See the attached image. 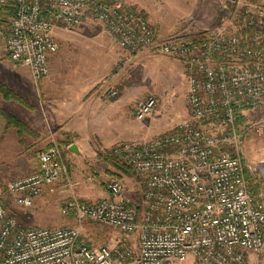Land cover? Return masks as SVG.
Listing matches in <instances>:
<instances>
[{"label":"built area","instance_id":"obj_1","mask_svg":"<svg viewBox=\"0 0 264 264\" xmlns=\"http://www.w3.org/2000/svg\"><path fill=\"white\" fill-rule=\"evenodd\" d=\"M10 23L5 51L39 83L59 50L54 31L84 22L100 25L121 49L181 61L188 77L187 117L143 141H120L107 154L132 167L141 191L132 200L123 180L106 184L94 201L72 197L61 213L74 226H26L0 202V264H249L264 250V162H245V126L238 115L264 107V2L220 0L219 22L196 36H156L154 27L125 0H0ZM115 98L117 89L105 91ZM158 106L155 95L135 106L143 122ZM72 187L62 148L53 142L37 166L10 179L6 192L22 207L55 187ZM254 186L255 190L250 187ZM90 220L116 229L114 244L81 238ZM136 236L137 246L130 245Z\"/></svg>","mask_w":264,"mask_h":264},{"label":"rangeland","instance_id":"obj_2","mask_svg":"<svg viewBox=\"0 0 264 264\" xmlns=\"http://www.w3.org/2000/svg\"><path fill=\"white\" fill-rule=\"evenodd\" d=\"M125 1L148 19L155 29L156 36L161 40L173 34L196 36L215 26L225 13L220 11V0ZM4 20L5 22L0 24V83L10 90L11 97L5 98L1 92L0 95L4 100L14 102V105L18 104L16 107L28 109L37 106L45 109L42 92L44 85L41 81L50 77L48 85L53 86L55 92L69 93L74 90L84 92L97 89L105 94L112 86L118 91L117 98L123 94L132 101L133 109L148 96L155 95L158 106L174 105L177 108L176 112L168 113L169 118L179 119L177 115L179 109H185L187 113V92L185 89L182 92V84L188 79L189 74L186 73L185 67L184 70L179 68L181 61L151 52L149 55L148 53L140 55L124 51L110 39L100 25L87 21L77 27H58L54 31L59 50L53 57H56L58 62L53 71L50 69V74L46 78L36 83L32 77L30 78L24 66L12 62L7 55L5 37L10 17H5ZM182 64L180 63L181 66ZM181 73L184 74L185 80ZM69 102L67 104L71 106L72 103ZM46 114V111L45 113L40 111L39 120L34 114H31L34 117L32 119L28 112H24V117L27 121L32 120L45 127L48 124ZM245 117L246 129L241 151L245 162L254 166L264 162V107L248 111ZM77 121L79 120L73 116L68 117L65 123L69 130L65 126L66 131L61 134H58L60 132L57 127L49 128L48 135H52L53 138L49 137V140L44 141H40L39 135L26 125V129H23L27 131L23 134L25 139L23 144L17 143L12 136V133L17 131L15 127L5 128L4 140L0 141V202L21 224L43 227L74 226L76 221L61 213L63 203L72 197L83 201H94L104 197L107 195L105 185L111 179L123 180L135 198L139 197L141 187L138 183L134 184L138 182L135 173L128 174L124 165L116 163L107 154L108 149L101 150L102 143L96 134H93L94 126L83 127L78 125ZM53 142L61 145L72 187L64 189V186H57L53 192L46 191L31 207L17 205L6 192L7 182L12 178L32 173L37 166L38 152ZM72 143L84 149L82 157L71 154L68 147ZM81 238L91 246H100L114 244L121 235L112 227L85 220L82 223ZM175 264L199 263L189 258ZM249 264H264V250L260 253H251Z\"/></svg>","mask_w":264,"mask_h":264},{"label":"crops","instance_id":"obj_3","mask_svg":"<svg viewBox=\"0 0 264 264\" xmlns=\"http://www.w3.org/2000/svg\"><path fill=\"white\" fill-rule=\"evenodd\" d=\"M123 50L128 51L125 49ZM138 54L147 55V53ZM57 62L58 61L56 57H52L50 59L51 71H53L52 69L57 64ZM180 63L182 62H179V68L184 70V65L182 64V67ZM24 68L29 73V70L26 67ZM182 73L181 75L183 77V80H185L186 78ZM29 76L31 78L30 73ZM49 78L50 77L46 78L48 81L46 79H44L46 81H41V84L44 85L42 87V92L44 93L43 102L45 109L38 108L37 106L28 109L24 107H16L18 106V104L14 105V102L4 100L3 97L0 95V108L17 117L18 119L22 120L28 127H31L33 129L32 131H35V133L39 135L38 138L40 141L49 140V137L50 139L51 137L53 138L52 135H48L47 131H49V128L51 129L52 127H57L60 132L58 134L64 133V131H66L64 127L66 126L68 129V126L65 123L66 119H68V117L70 116L77 118L79 121H77L76 123L80 126H94L93 134H96V137H98L99 141H101V150L109 149L114 144L120 141H143L151 139L155 135L172 131L175 125H177L187 117L186 110L179 109V113L177 114L179 115V119L169 118L168 113L176 112L177 108L174 107V105H170V107L168 105H164L163 107H161L159 104L154 113L149 115L145 121L140 122L134 118V109L132 101L130 99H127V97L123 94L120 95L119 98L116 97L114 99H109L107 98V96H105L104 92L101 93V90L97 89L92 91L89 89L84 92H79L77 90L69 91V93L55 92L54 87L48 85L50 82ZM110 88L114 87L111 86ZM184 89L186 90L185 92H187V79L185 80V83L182 84V92L184 91ZM69 101H71L72 103L71 106L67 104L70 103ZM40 111H42V113H45V111L47 112L46 115H48V119L46 120V122L48 124L45 125V127L47 126L46 128L40 123H34L32 120L27 121L24 117V112H28L30 114L29 116H32V119L34 117L31 114H34L37 117V120H39ZM185 114L186 117H184ZM5 133V122L4 119L0 116L1 142L4 140L3 137ZM86 133L90 134V132L87 131ZM56 134L57 133L55 132V135ZM16 135L17 134L14 131L12 133V136H14V139L17 140L18 143V138ZM72 144L77 146L80 151V154L76 155L72 152L71 154L78 157H82L84 149L76 143ZM45 148L47 147L42 148V150ZM137 183L139 184V182H136L134 184ZM60 186L61 185H59L58 187ZM126 187V195L132 200H135V196L132 194L131 190L129 189V186L126 185ZM67 218L74 220L72 215H69ZM130 245L134 248L137 246L135 235L130 236Z\"/></svg>","mask_w":264,"mask_h":264},{"label":"trees","instance_id":"obj_4","mask_svg":"<svg viewBox=\"0 0 264 264\" xmlns=\"http://www.w3.org/2000/svg\"><path fill=\"white\" fill-rule=\"evenodd\" d=\"M134 9V8H133ZM7 9L3 8L1 5H0V24H2L3 22H5L4 18L5 17H9V13L6 12ZM0 92L4 95L5 98H9L11 97V95L9 96V93H10V90L8 88H6L2 83H0ZM11 94V93H10ZM0 115L4 118L5 120V128H7L8 126H13L16 128V134L18 136V143L19 144H23L25 139L23 137V134L27 131H24L23 129H26V124L24 122H22L20 119H18L17 117L15 116H12L11 114H9L8 112L6 113V111L0 109ZM246 121V117L239 114L238 115V118H237V121H236V125L237 127H241L244 125ZM31 131V130H28V132ZM32 132V131H31ZM69 145V144H68ZM67 145V146H68ZM61 147V145H60ZM115 160V159H114ZM116 161V160H115ZM117 163V161H116ZM125 166V170L127 171L128 174H132L134 175V171L132 169V167L130 166ZM120 167V166H119ZM252 190H255V187L254 186H251L250 187Z\"/></svg>","mask_w":264,"mask_h":264},{"label":"water","instance_id":"obj_5","mask_svg":"<svg viewBox=\"0 0 264 264\" xmlns=\"http://www.w3.org/2000/svg\"><path fill=\"white\" fill-rule=\"evenodd\" d=\"M68 148H69V151H70V152H72V153H74V154H76V155H79V154H80V151H79V149L77 148L76 145L71 144V145H69Z\"/></svg>","mask_w":264,"mask_h":264}]
</instances>
